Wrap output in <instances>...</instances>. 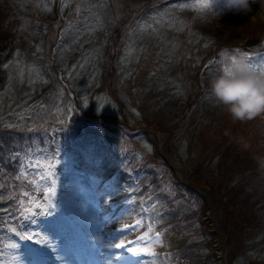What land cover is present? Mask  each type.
<instances>
[{
	"label": "rangeland",
	"instance_id": "374dc122",
	"mask_svg": "<svg viewBox=\"0 0 264 264\" xmlns=\"http://www.w3.org/2000/svg\"><path fill=\"white\" fill-rule=\"evenodd\" d=\"M95 1L102 6L101 17H99L100 27L90 32L89 28L95 27L97 21L96 18L86 16L87 0H0V45L6 47H3L4 49L0 48V157H2L0 159V185H3V187H0V209H7V212L0 211V252H3L5 264H39L41 260L48 262V264H61V261L65 264H72L64 258L57 259V251H53V248H56L61 251L62 257H65L66 253L71 250L69 247L74 245L73 238H70L72 242L65 241L64 246L67 247L65 251L59 248L61 244H55L54 242V237L59 233L58 230L64 226L63 220H60L62 216L57 211V207L50 216L39 215L33 217L37 221L36 225L28 224L23 219H19V221L9 219V215L18 216L17 209L19 205L17 201L21 198L27 199V197L21 196L22 192L27 191L30 195L37 197L36 192L42 191L43 193L44 186V183L38 181V184L34 187L27 180L15 179V176L19 173L20 161L25 159L24 154L26 152L31 161L41 167L50 163L49 156H52V162L56 165L53 171L57 179V196L61 198V203L65 206L67 214L73 215V212L75 213L77 210L79 182L75 181L78 180V175L75 170L69 168L70 163L71 166L73 164L72 151L74 148L70 147L69 143H65L67 141L66 137L76 138L88 134L91 129L92 118L96 116H108L111 119H117V122L124 125V122H126V120H121V117H124L123 113H120L119 108H115L107 94L102 92L99 78L104 69L101 70L100 64L105 66V62H108V60L107 54L103 55L101 53L100 47L102 45L94 43V39L97 37L99 38L96 42L108 43V37L111 34L108 32L119 18L116 13L123 14L126 12L116 10V7L112 6L115 1H120L123 4L125 2L127 7H124V9L130 10L127 14L133 24L128 39L125 41L127 43L124 45L121 58L118 59L117 53L114 57L115 66L112 73L117 74V79L120 80L132 81L134 74L139 72V68L144 64L142 61L146 57H141V53L148 49L143 48V44L149 42L147 40L155 42L167 37V34L160 29H164V23L173 21L170 24L171 26H166V29H169L174 35L186 31L192 33L190 17L184 14L186 12L179 14L180 11L189 13L191 11L209 16V23L202 27L198 24L197 28L205 30L206 33L216 37L214 40L222 46L219 49L225 47L222 49L223 53L227 50L231 57L243 55L250 64L249 55H245L243 52L260 48L256 45L257 43L252 46L254 45L253 36L261 37L264 35V6L260 4H253L252 12L248 15H233L228 12L219 16L220 0H166L161 7L159 16L147 21L136 12V9H133V7H137L134 4L136 0ZM199 3H208L210 7L197 10L196 5ZM49 4L57 7L55 20L46 18L45 5L48 6ZM78 6L81 8L79 13L77 12ZM98 10L100 9L97 6ZM67 11L69 13H66ZM175 12L179 14L178 20L171 18ZM185 19H189L190 22ZM223 19L232 20L228 25L229 29L226 28L228 32L217 35L212 30L224 31L225 26L223 23L225 22H223ZM157 21H162V23H157ZM146 23L152 24V28L156 31L153 32L152 29H149L148 32L139 31V26ZM29 24H33L31 28L34 29L29 28ZM238 26L242 27L246 38L240 36L239 40L236 38L237 36L232 34L236 32ZM193 31L196 32L194 29ZM196 34H198L199 41L196 45L191 44L189 48L186 47V52L182 46H175L174 44L173 48L174 50H180L182 58L179 62L186 65L187 70L192 75L202 73L207 74L208 78H212L218 72V64L224 66L225 57L222 53L216 59V62L208 61L209 63L205 64L206 53L203 49L208 48L213 40L201 36V33L196 32ZM192 37L190 36V38ZM145 39L147 40L144 41ZM123 43H119L117 51L121 49ZM198 44H202V46L198 47ZM129 46L135 50L131 57L125 61L123 58ZM210 47L214 49L216 46ZM154 51L151 57V65L156 64L160 59L159 64L161 65H172L174 63V59L164 58L171 57V55L167 52L163 53L162 48H156ZM89 53H94V57L90 63H86L85 57ZM260 57L262 64L257 62L252 64L257 70H259L258 65L264 66V54ZM55 63L61 64L60 67ZM80 65H83V67H80ZM206 65H209V67H205ZM32 66L40 71L39 79H36L35 74L32 76L35 82H30L28 78L27 69ZM21 68L25 70L23 81L18 75ZM46 71L57 75V80L54 83L53 77L52 79L48 77ZM178 89L179 91L184 89L182 84L178 85ZM118 94L121 95L120 92ZM187 95L185 91L178 95V99L181 101L178 102L182 106L187 105V102H185V100H189ZM210 101L213 106L219 107L212 98ZM185 108L182 116H178L163 125L161 119L169 120L173 112L166 106L163 111L156 114L158 116L156 118L159 120L158 126L160 127L157 130L154 129L152 134L144 132L140 124V127L133 131L125 127L122 130V140L115 141L119 149L125 150L127 146L133 149V145L138 144L141 152L151 156L154 155L153 157L156 159H152L154 161H152L153 163L149 169L155 164L156 170L160 168V157L163 158L167 152L170 153V159L166 158V160L171 162L174 159L172 160L173 163L169 164L171 172H164L167 193L170 196L174 194L182 195L180 202L173 203L167 209H164L167 204L166 200L163 203L160 201L159 209H164V218L172 222L173 235L167 236L162 232L163 244L156 243L158 246L149 248L154 255L141 254L140 256H133V258H140V264H160L161 251L158 250L159 248L162 247L164 250L169 251L177 250L183 245L189 248L192 256L196 255V259L200 256L202 258V254L205 255L203 262L199 264H213L214 261L216 264L220 263L217 261L219 252L217 249L221 246L222 236L218 233L220 237L218 240L221 242L216 241L220 245L218 244L216 249H211L210 246H212L211 244L215 238H210V233H212L210 228L216 229V227L207 200L206 212L202 213L201 217L198 215V218H201V225L196 227L199 230L194 233V236L189 231L188 239L183 241L180 236L176 235L177 232H185L186 226L192 228L190 230H194L190 222L185 223L183 219L179 221L180 214L186 213L190 209H196V201L193 195L209 192L203 183L206 182L208 172L213 169L212 158L208 156L209 162L205 167L207 155L203 157L204 141L208 142V139H210L209 134L201 135L197 133L198 127L196 125L199 124L197 121L192 122L190 128H185L183 122L186 123L191 119L190 107L185 106ZM192 110H195V108H192ZM139 123L138 121L136 124ZM204 127L210 129L211 124L206 123ZM88 143L92 144L91 142ZM257 146L258 148L262 147L260 143H257ZM10 150L20 152V160H9ZM50 153L53 155H50ZM92 155H94L92 150L86 155L82 154L80 162L85 160L88 165L99 166L102 161L94 160ZM27 171L29 180L32 179L30 173H40L38 167L29 168ZM35 179L37 178L35 177ZM15 182L20 184L18 188L14 186ZM161 183H164V181H161ZM188 184L194 188L188 186ZM232 185L234 184L232 183ZM157 187L160 188L159 185ZM126 190L127 188H113L111 194L118 196ZM142 206L141 204L138 207L140 213L142 212L140 222L145 224L147 218L153 213L143 211L140 208ZM206 217L210 221V228H208L207 222L209 221ZM15 222L17 223L15 224ZM192 222H195V219H192ZM142 224L139 223V225ZM9 226L16 227L19 232H22L24 227H28L29 230L39 232L43 241L34 243L33 241L21 240L18 235L10 231ZM80 228L77 227L76 229L79 231ZM83 229L90 236L95 233L89 228ZM134 233L136 232L134 231ZM40 237L34 239H40ZM244 238L248 240V247L241 248L239 244L235 243L234 251H236L239 258L238 261L242 264H254V262L264 264V234L251 230L244 233ZM148 240H154V237L148 234L131 246L138 247ZM10 243H16L18 245L17 249H8L6 246ZM222 245L224 248L226 246L225 242ZM207 247H210L208 252H206ZM248 248L250 252H247ZM241 254L249 259L248 263ZM12 255L18 258L15 262L12 260ZM130 256L131 254H129Z\"/></svg>",
	"mask_w": 264,
	"mask_h": 264
},
{
	"label": "trees",
	"instance_id": "16d2710c",
	"mask_svg": "<svg viewBox=\"0 0 264 264\" xmlns=\"http://www.w3.org/2000/svg\"><path fill=\"white\" fill-rule=\"evenodd\" d=\"M136 1L138 5L133 7V9H136V12L143 19L149 20L152 19L151 17L147 19L149 15H153L156 11L157 16L158 11V9L151 8L164 0ZM112 6L116 7L118 11L126 12L123 14L120 12L116 13L119 18L115 21V25L110 31L108 43L104 45V55L107 54L108 62H105V66L103 65L104 70L100 75L101 80L99 78V82L102 85L101 89L105 93L114 96L120 106L127 108L131 106L137 110L139 116H141L139 122L143 128L142 130L149 134H152L154 129L157 130L160 127L158 126L159 120L156 118V114L163 111L166 106L173 112L169 120L159 118L163 125L178 116H182L183 111L186 109L185 106L190 107L191 119L186 123L185 121L182 122L185 128H190V124L197 121L199 123L196 125L198 127L197 133L201 135L209 134L210 139H208V142L204 141L203 157L207 155L205 167L209 162L208 156L212 158L213 169L208 172L204 183L209 184L218 191L220 201L217 200L218 207L216 209L219 211L217 217L219 221L218 230L226 244L224 247L226 249L225 262L226 264H233V261L236 260L235 243L239 244L241 248L248 247V240L244 238L246 231L253 230L256 233L264 234V214L262 212L264 209V114L250 120L238 121L233 120L222 107L213 106L209 96V81L211 78H208L207 74L202 73H194L192 75L187 70L186 65L179 62L182 58L180 50H174L173 48L174 44L175 46H182L186 52V47L189 48L192 40L185 39L183 35H174L170 31L167 32V25L164 28L165 32L164 29L160 28L163 33L167 32V37L163 39L165 42L144 40L149 41L143 44V48L146 47L148 49L141 53V57L146 56L145 58L143 57L142 63L144 64L139 68V72L134 74L132 81L117 79L118 75L112 73L115 66L114 57L116 53L118 57L123 52L124 45L127 43L125 41L128 39L129 31L133 24L127 14L130 10L124 9V7H127L125 2L123 4L118 1ZM90 7L92 8L91 11L97 16L101 15L102 8L97 11V8ZM46 18H48L47 15ZM224 22V31L216 29L212 31L217 33V35L227 33L226 28H228L230 21L225 20ZM31 27H33V24H29V28ZM206 34L209 36L206 38L213 40V43L210 42L209 47L215 45V49L221 46L214 40L216 37L209 33ZM232 34L237 36L236 38L239 40L240 36L243 37L245 35L241 26H238L236 32ZM244 37L246 38V36ZM121 42L124 43L121 49L117 51ZM197 46L201 47L202 44ZM3 47L0 45V48ZM156 48H162L163 53H169L171 57L164 58H172L175 60L174 63L172 65L162 64V66L159 64L160 59L156 64L151 65V57ZM204 52L209 54L207 48ZM56 65L59 66L61 64ZM217 69L218 72L216 74L221 70L220 64H218ZM45 73L50 77L48 71ZM211 74L214 75L213 73ZM52 77L54 79L56 75L52 73L51 79ZM130 83L133 84L129 85ZM180 84L184 88L182 91H185L189 97L188 101L185 100L187 105L184 106L178 99V95L182 91H179V93L176 91ZM119 92L121 95L118 94ZM192 108H195V110H192ZM206 123L211 124L210 129L204 127ZM245 129L246 132H242ZM257 143H260L262 147L258 148ZM166 154L169 156L170 153L167 152ZM228 207L229 209L227 210L226 208ZM249 248L247 252H250ZM241 255L248 263L249 259L244 254ZM254 264L259 263L254 262Z\"/></svg>",
	"mask_w": 264,
	"mask_h": 264
},
{
	"label": "snow or ice",
	"instance_id": "6c2138e0",
	"mask_svg": "<svg viewBox=\"0 0 264 264\" xmlns=\"http://www.w3.org/2000/svg\"><path fill=\"white\" fill-rule=\"evenodd\" d=\"M208 7H210L208 3H199L196 5L197 10L206 9ZM45 10H47V5H45ZM77 12L78 13L81 12V8L79 6L77 7ZM96 21H97V24L95 25V27L89 28L90 32L95 31L97 27H100L99 16H96ZM157 23H162V21H157ZM149 29H152L153 32L156 31V29L152 28V24L146 23V24L139 26V31L141 32H148ZM134 50L135 49L133 47L129 46L125 53V57L123 59L126 61L129 57H131ZM93 57H94V53H89L85 57V62L90 63ZM5 67H7V65H5ZM73 67L75 68L76 66L74 65ZM80 67H83V65H80ZM259 70H264V66H261ZM27 71H28V78L30 82H35L32 79L33 74H35L36 79L40 78V71L39 69H36L34 66L28 67ZM18 75L20 79L23 81L25 78V70L21 68ZM178 93H179V89H178ZM69 111H71V109H69ZM24 155H25V159L20 161L19 173L18 175L15 176V179L27 180L29 184L35 187L38 184V180L37 179L29 180L28 179L29 173L27 169L36 168L37 163H33L31 161L27 152ZM20 156H21L20 152L10 150L8 158L9 160H20ZM0 159H2V157H0ZM55 166H56L55 163L50 162L43 167L42 173H37V176L39 177V181L44 182L42 197L37 198V197L30 195V193L27 191L22 192L21 196L27 197V199L25 200L21 198L17 201L19 205L17 209L18 217L9 215L10 220L23 219L28 224L36 225L37 221L33 217H36L39 215H49L50 216L53 214L54 209L57 207L55 203V197L57 196V179L53 171ZM0 187H3V185H0ZM0 211L7 212V209H0ZM137 223H139V221ZM128 227L129 225H124L122 228L118 229L117 231L123 233ZM9 229L13 234L18 235L19 239L21 240L33 241L34 243H41L43 241V238L40 237V233L37 231L28 230L26 228L23 232H19L17 228L14 226H9ZM149 231H151V229H149ZM35 237H40V239H34ZM161 237H162V233L157 231L154 237L155 243L162 245L163 241ZM134 243L135 242L131 240L127 242L120 240V242H110L108 244V248L110 250L111 249L122 250L123 252L130 253L132 256H140L141 254L154 255V253H152L149 248H146V247L137 248V247L130 246V245H133ZM6 247L8 249L15 250L17 249L18 245L16 243H10ZM53 251H57V257H56L57 259L64 258L66 260V257H62L61 251H58L56 248H53ZM110 255L115 261H121L124 259V256L121 255L120 251L110 252ZM17 259L18 258L15 255H12V260L14 262ZM0 264H5L4 259H3V252H0Z\"/></svg>",
	"mask_w": 264,
	"mask_h": 264
},
{
	"label": "clouds",
	"instance_id": "9594fccd",
	"mask_svg": "<svg viewBox=\"0 0 264 264\" xmlns=\"http://www.w3.org/2000/svg\"><path fill=\"white\" fill-rule=\"evenodd\" d=\"M264 0H220L218 14L248 15L252 5ZM224 66L209 81V96L233 120L246 121L264 114V70H257L243 56L223 53Z\"/></svg>",
	"mask_w": 264,
	"mask_h": 264
},
{
	"label": "bare ground",
	"instance_id": "6f19581e",
	"mask_svg": "<svg viewBox=\"0 0 264 264\" xmlns=\"http://www.w3.org/2000/svg\"><path fill=\"white\" fill-rule=\"evenodd\" d=\"M114 206V201L111 199H107V201L104 203V209L108 212V213H112V211H114L113 209ZM125 214V213H124ZM126 215V214H125ZM107 254V250L105 251V255ZM112 257V256H111ZM103 262L102 264H110V258L108 257V255L105 256V259L103 257H100ZM120 264V263H119Z\"/></svg>",
	"mask_w": 264,
	"mask_h": 264
}]
</instances>
